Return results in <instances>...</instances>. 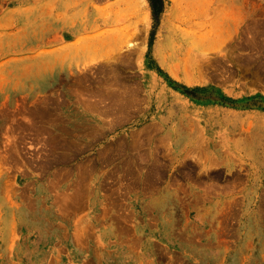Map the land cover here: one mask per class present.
<instances>
[{
    "label": "rangeland",
    "instance_id": "374dc122",
    "mask_svg": "<svg viewBox=\"0 0 264 264\" xmlns=\"http://www.w3.org/2000/svg\"><path fill=\"white\" fill-rule=\"evenodd\" d=\"M0 0V264H264V0Z\"/></svg>",
    "mask_w": 264,
    "mask_h": 264
},
{
    "label": "trees",
    "instance_id": "16d2710c",
    "mask_svg": "<svg viewBox=\"0 0 264 264\" xmlns=\"http://www.w3.org/2000/svg\"><path fill=\"white\" fill-rule=\"evenodd\" d=\"M150 6L152 10V15L155 19H158L159 13L162 10L163 7V1L162 0H150Z\"/></svg>",
    "mask_w": 264,
    "mask_h": 264
}]
</instances>
